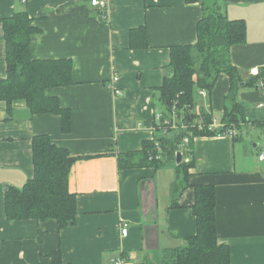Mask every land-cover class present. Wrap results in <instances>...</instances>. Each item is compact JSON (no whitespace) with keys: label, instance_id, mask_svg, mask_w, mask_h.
<instances>
[{"label":"crops","instance_id":"1","mask_svg":"<svg viewBox=\"0 0 264 264\" xmlns=\"http://www.w3.org/2000/svg\"><path fill=\"white\" fill-rule=\"evenodd\" d=\"M91 1L0 0V19L25 11L37 28L30 38L33 60L73 64L72 84L46 91L70 111L68 134L58 116L32 115L23 101L8 113L0 99V264H50L47 255L58 248L63 264H164L196 234L194 187L202 185L215 190L218 243L229 248L231 263L264 264V160L257 158L264 131L256 141L244 136L251 128L237 138L187 139L181 161H193L189 186L175 194L181 162L159 158L157 167L119 166L121 156L141 153L144 143L162 136L154 116L162 113L158 89L170 48L196 43L204 8L220 1L229 20L244 21L246 43L230 49L231 65L244 82L255 79L250 75L255 68L257 80L264 79V0H105L106 8ZM140 27L146 28V48L132 49L130 32ZM6 76L0 25V81ZM229 87L222 74L210 95L196 99L195 110L210 114L216 127ZM238 101L256 108L264 104V91L242 88ZM175 123L181 126V120ZM40 135L72 156L94 157L79 160L70 171L68 187L77 210L73 227L58 230L52 222L11 223L5 217L8 188H21L33 176L32 139Z\"/></svg>","mask_w":264,"mask_h":264},{"label":"trees","instance_id":"2","mask_svg":"<svg viewBox=\"0 0 264 264\" xmlns=\"http://www.w3.org/2000/svg\"><path fill=\"white\" fill-rule=\"evenodd\" d=\"M207 1L186 0L188 4ZM221 8L220 1L204 8L196 27L194 45L170 48V62L163 85L158 89V100L162 116L170 122L181 120V126L183 124L185 128L177 126L164 132L155 122L154 127L162 136L144 143L141 153L121 156L120 169L142 165L157 167L161 163L159 158L176 160L178 153L183 154L185 139L191 142L196 137H213L231 131L236 132L233 137L237 138L244 128L264 131V109L257 110L238 101L242 88L264 91V79L259 82L257 76H253L255 79L244 82L242 73L230 62V49L246 43V24L242 20H229ZM0 25L7 66L6 79L0 81V99L6 104L7 112L11 113L15 102L23 101L32 115L58 116L62 133H70V111L62 108L57 98L48 97L46 91L72 84V61L31 58L30 38L38 30L27 12H16L9 18L0 19ZM146 37L145 27L133 29L130 32L131 48H146ZM222 74L229 79L230 87L221 126L210 131L213 118L204 111L195 110L196 99L200 91L210 95ZM260 83L262 88L258 87ZM134 157L140 158L137 164ZM90 158L94 157L72 156L66 149L55 146L46 135L35 136L32 139L33 176L21 188H8L4 198L7 221L52 222L58 230L75 226L77 210L75 196L68 187L69 175L76 162ZM192 167V160L178 164L172 189L174 194L189 186L188 171ZM194 191L192 213L196 234L186 240L185 247L170 252L164 264H232L229 248L218 243L214 188L202 185L194 187ZM47 257L50 264H63L60 248Z\"/></svg>","mask_w":264,"mask_h":264},{"label":"built area","instance_id":"3","mask_svg":"<svg viewBox=\"0 0 264 264\" xmlns=\"http://www.w3.org/2000/svg\"><path fill=\"white\" fill-rule=\"evenodd\" d=\"M91 6L97 7V8H106L107 7V2L105 0H102V1L92 0L91 1ZM250 75L251 76H258L259 75L258 69L257 68L252 69L250 71ZM258 87L262 88L263 84L262 83L258 84ZM199 95L201 97H206L207 93L205 91H200ZM256 109L257 110L264 109V104H258ZM154 119H155L156 123H159V125H160L159 127L164 132H166V130H168V129H175L177 127L176 124H175V120L174 119H173V121L170 122L167 118H164L161 113H156L155 116H154ZM219 126H221V125H219ZM218 127H216L214 125H210L208 129L211 131V130H214V129L218 128ZM228 134L231 135V136H235L236 132L235 131H231ZM184 143H187V139L184 140ZM257 158H258L259 161H263L264 160V147H262L260 149ZM127 234H128V229H127L126 226H123L121 228L122 237H126ZM115 264H122V261H117Z\"/></svg>","mask_w":264,"mask_h":264},{"label":"rangeland","instance_id":"4","mask_svg":"<svg viewBox=\"0 0 264 264\" xmlns=\"http://www.w3.org/2000/svg\"><path fill=\"white\" fill-rule=\"evenodd\" d=\"M197 98H198V97H197ZM171 134H172V133H171ZM247 134H249V135H250V138L253 139L254 141H256V139L261 135L259 130H254V129H253V130L251 129V130H249L248 132H245V133H244V136H246ZM257 136H258V137H257ZM246 137H247V136H246ZM171 162L174 163L175 161L172 160ZM175 167H176V166H175Z\"/></svg>","mask_w":264,"mask_h":264},{"label":"water","instance_id":"5","mask_svg":"<svg viewBox=\"0 0 264 264\" xmlns=\"http://www.w3.org/2000/svg\"><path fill=\"white\" fill-rule=\"evenodd\" d=\"M176 157H177V159H176L177 163H180L181 162V154L178 153Z\"/></svg>","mask_w":264,"mask_h":264}]
</instances>
